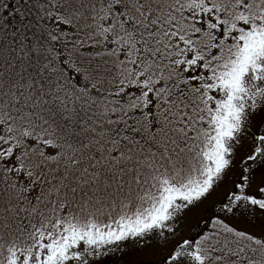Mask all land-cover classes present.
I'll return each mask as SVG.
<instances>
[{"label":"snow or ice","instance_id":"1","mask_svg":"<svg viewBox=\"0 0 264 264\" xmlns=\"http://www.w3.org/2000/svg\"><path fill=\"white\" fill-rule=\"evenodd\" d=\"M0 264H264V0H0Z\"/></svg>","mask_w":264,"mask_h":264}]
</instances>
